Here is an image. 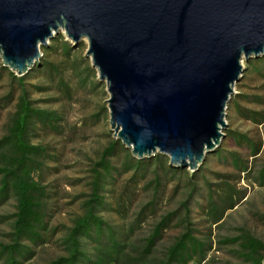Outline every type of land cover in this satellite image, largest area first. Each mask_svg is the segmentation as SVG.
<instances>
[{
    "label": "water",
    "instance_id": "obj_1",
    "mask_svg": "<svg viewBox=\"0 0 264 264\" xmlns=\"http://www.w3.org/2000/svg\"><path fill=\"white\" fill-rule=\"evenodd\" d=\"M62 30L105 81L132 156L194 171L223 138L242 61L264 55V0H0V58L17 76Z\"/></svg>",
    "mask_w": 264,
    "mask_h": 264
},
{
    "label": "trees",
    "instance_id": "obj_2",
    "mask_svg": "<svg viewBox=\"0 0 264 264\" xmlns=\"http://www.w3.org/2000/svg\"><path fill=\"white\" fill-rule=\"evenodd\" d=\"M56 40H51L49 45H54ZM59 45L64 54L70 56L74 45L63 36H60ZM249 64L258 71L262 70L264 75V55L251 59ZM1 72L9 78V89L0 97V111L14 103L5 133L0 137V206L12 200L14 211L0 215V223L7 222L9 226L8 241L0 242V264H28L36 249L47 243L53 232L50 226L53 214L51 191L43 183L41 172L47 166V160L56 156L49 153L45 145L33 142L32 136L39 128L56 132L61 115L56 109L35 105L30 98L27 79L37 72L51 76L60 71L50 61L39 60L21 76L2 65L0 78ZM232 104L240 116L256 124L264 123L262 111L242 108L235 97ZM223 132V137H228L237 148L245 149L252 159L259 154L260 143L247 133L230 128ZM212 151V156L229 161L240 174H250L248 159L240 156L238 151L224 147ZM119 153H124L120 162L114 159ZM203 169L199 167L190 172L187 168L176 167L160 153L136 158L118 139L110 141L91 169L89 189L81 201L82 212L59 238L63 253L44 264H188L192 260H204L212 249V241L193 221L194 206L204 212L208 222L216 224L223 219L226 210L232 209L245 197V190L237 189L227 179L217 184L209 182ZM126 173L129 177L115 205L108 194L116 176ZM173 177L186 191L185 199L176 208L160 214L146 236L133 239L134 231L156 212L163 188ZM256 177L263 185L264 162ZM140 182H144L150 198L134 212L127 226L114 225L103 217L102 213L106 211L124 210L126 204L132 202ZM200 198L206 199L204 204L200 203ZM173 223L180 228L178 234L164 248L157 249L163 232ZM225 242L237 246L239 261L233 264H264V241L248 230L243 229L239 235L227 237Z\"/></svg>",
    "mask_w": 264,
    "mask_h": 264
},
{
    "label": "rangeland",
    "instance_id": "obj_3",
    "mask_svg": "<svg viewBox=\"0 0 264 264\" xmlns=\"http://www.w3.org/2000/svg\"><path fill=\"white\" fill-rule=\"evenodd\" d=\"M60 36L72 44L65 33L60 30L48 41L46 46L49 48L45 49L44 46H40L42 55L39 59L57 65L59 74L50 76L44 72H37L27 79V82L30 83L27 86L30 90V98L35 105L56 109L61 115L59 129L56 132L39 128L32 136L33 142L45 145L49 153L56 156L47 160V166L41 172L43 183L47 184L51 191L53 214L50 226L53 232L49 241L36 249L35 256L28 261V264H44L56 255L63 253L59 238L62 232L72 225V220L82 212L81 201L89 189L88 181L91 169L99 159L103 148L110 141L117 139L113 136L114 132L109 125V110L106 102L109 94L106 83L98 80L97 70L92 67L90 57L86 56L87 40L83 39L73 46L70 56L67 57L59 45ZM53 39L57 40L54 45L50 46ZM251 59L253 58L242 61L244 67L242 76L234 84V92L225 111V120L226 128L245 132L258 141L260 152L252 159L245 149L237 148L226 136L215 147V149L223 147L227 150L234 149L240 153V156L247 158L250 168L248 176L244 173L240 174L229 161H222L212 156L210 153L213 151L205 154L199 167H204L203 172L206 179L214 184L227 179L237 189L245 190V197L232 209L226 210L223 219L216 224L208 222L204 212L198 206H194L193 221L202 232L208 234L212 241V249L204 260H192L188 264L237 263L239 261L236 252L237 246L225 242V239L239 235L243 229L264 241V184H259L256 177L257 171L264 162V123L256 124L250 119L240 116L235 106L231 105V100L235 97L242 108L264 113V75L262 70L258 71L250 66ZM0 65H2L1 58ZM1 73L0 97L9 89V78L4 72ZM60 80L63 81L60 82ZM13 103L0 111V137L5 133L9 114L13 110ZM124 148L130 152L129 148L125 146ZM114 159L122 161L124 153H119ZM188 171L191 172L190 169ZM218 173L219 175H217ZM128 177L129 173L121 174L116 176L113 181V188L108 195L112 197L114 201L112 202L115 205ZM149 177L150 175L147 176V179ZM213 186L216 187V185ZM163 189L156 212L149 215L139 229L134 231L133 239L146 236L160 214L176 208L186 197V191L178 185L176 177L170 178ZM149 198L150 192L144 187V182H140L132 202L126 204L123 212L116 208L113 211H106L102 215L114 225L127 226L133 218L134 212ZM199 201L204 204L206 199L200 198ZM13 203L14 201L10 200L0 206V215L14 211ZM179 230L180 228L174 223L170 225L163 232L157 249L161 250L169 244ZM8 231L7 222L0 223V242L8 241Z\"/></svg>",
    "mask_w": 264,
    "mask_h": 264
}]
</instances>
